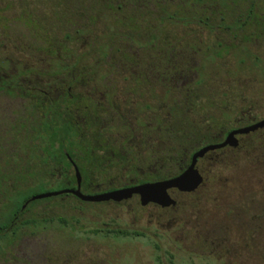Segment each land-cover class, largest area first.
<instances>
[{
    "label": "rangeland",
    "instance_id": "obj_1",
    "mask_svg": "<svg viewBox=\"0 0 264 264\" xmlns=\"http://www.w3.org/2000/svg\"><path fill=\"white\" fill-rule=\"evenodd\" d=\"M86 2L0 0V23L6 24L0 31V41L5 42L0 51L11 56L19 52L18 57L37 62L44 56L42 49L32 47L26 53L18 50L21 45L46 39L63 44L67 27L87 24L81 14ZM140 16V11L130 14L134 29L145 28ZM25 25H33L36 32ZM186 30L182 25L164 28L175 38H182ZM84 40L70 41L67 50L97 62L100 57ZM236 52L208 61L202 85L181 89L192 96H183L177 114L184 122L193 120L187 109L191 102H186L197 96L195 121L204 134L209 129V136L264 118V40ZM117 82L126 88L124 77ZM154 87L160 94L159 84ZM170 110L164 113L168 124L174 120ZM237 139L241 147L219 153L209 174L199 165L209 187L193 196H178L174 209L143 208L135 199L121 205H87L73 198H50L27 206L15 233L0 238V264H264V130ZM44 180L50 187L57 181ZM47 188L38 187L37 195ZM0 212L2 220L5 210Z\"/></svg>",
    "mask_w": 264,
    "mask_h": 264
},
{
    "label": "flooded vegetation",
    "instance_id": "obj_2",
    "mask_svg": "<svg viewBox=\"0 0 264 264\" xmlns=\"http://www.w3.org/2000/svg\"><path fill=\"white\" fill-rule=\"evenodd\" d=\"M31 26L25 25L34 33ZM1 29L6 30V24L0 23ZM28 33L30 39L36 38ZM63 42L68 49L70 41ZM41 43L29 40L18 49L24 48L26 53L32 47L42 49L44 56L37 59L39 62L18 57L19 52L11 56L0 51V176L5 173V154L15 151L17 173L24 170L30 177H43L44 188L49 187L43 194L69 191L51 198H73L87 205H121L135 199L143 208L167 210L178 206V196H193L207 189L204 170L209 174L219 153L241 147L239 139L236 148L227 146L198 158L195 169L202 178L200 185L191 192L169 189L168 195L175 202L169 207L157 203L143 206L138 194L121 202L81 200L72 192L96 196L175 179L190 168L196 153L222 144L230 132L239 128L221 131L217 137L209 136V129L204 134L195 121L197 96L187 98L186 105H191L185 107L193 120L184 122L177 111L183 96L188 97L190 92L167 89V73H155L157 67L151 73L146 59L109 57L96 58V62L94 58L72 56L70 51L53 56L52 46L59 45ZM1 48H5L4 40L0 41ZM119 76L127 82L126 88L119 87ZM156 84L160 94L153 91ZM166 109H171L169 113L174 116L169 124ZM244 136L248 135L237 138ZM8 139L12 144L9 149ZM201 164L204 170L199 168ZM45 178L57 181L50 187ZM56 186L59 188L53 189Z\"/></svg>",
    "mask_w": 264,
    "mask_h": 264
},
{
    "label": "trees",
    "instance_id": "obj_3",
    "mask_svg": "<svg viewBox=\"0 0 264 264\" xmlns=\"http://www.w3.org/2000/svg\"><path fill=\"white\" fill-rule=\"evenodd\" d=\"M86 1V11L81 14L87 18V24L67 27L63 41L73 42L85 37L91 52L103 59H146L151 73L153 67H157L155 73H167V89L202 85L203 68L208 61L235 50L239 55L241 49L247 51L249 45H258L264 40V0ZM135 11L141 12V24L145 25L142 30L140 27L134 29L131 23L130 14ZM169 25L176 28L182 25L189 31L183 32L185 37L175 38L164 31ZM211 38L214 46L208 44ZM44 42L52 43L49 39ZM56 44L62 46L59 42ZM59 46H52L53 56L65 55V51H69L64 45L61 49ZM71 55L75 56L72 52ZM9 140L6 141L8 149L12 147ZM5 155V173L0 176V211L5 210L0 220V238L6 233H15L22 221L23 206L37 195L38 187L45 186L43 177H30L24 170L17 173L15 151H7ZM32 179L41 181L39 186L29 187ZM41 201L44 199L31 201L26 207ZM121 234L128 235L129 232Z\"/></svg>",
    "mask_w": 264,
    "mask_h": 264
},
{
    "label": "water",
    "instance_id": "obj_4",
    "mask_svg": "<svg viewBox=\"0 0 264 264\" xmlns=\"http://www.w3.org/2000/svg\"><path fill=\"white\" fill-rule=\"evenodd\" d=\"M259 129H264V120L255 123L251 126L233 130L227 135L225 141L222 144L208 146L200 150L198 153H196L193 156L192 164L190 168L181 176L175 179L156 183V184H146L130 189L115 191V192L96 195V196L82 195L79 190L72 193L83 201H91V202H101V201H110V200L115 202H121L123 200L130 199L134 194H138L140 195L141 203L143 206H146L149 203H157L163 207H169L175 203L173 200L170 199L168 195L169 189L177 188L180 191L191 192L194 191L200 185L202 178L195 169L196 161L198 158L203 157L204 154L207 153L208 151L221 149L227 146L236 148L238 146V139H237L238 135H249L251 133L258 131ZM67 192L69 191L35 195L31 197L30 200L23 206V209L31 201L56 197Z\"/></svg>",
    "mask_w": 264,
    "mask_h": 264
}]
</instances>
